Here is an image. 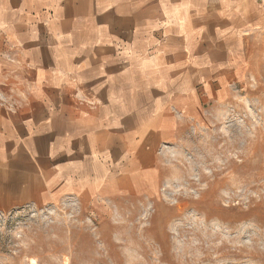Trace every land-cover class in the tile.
Instances as JSON below:
<instances>
[{
    "label": "crops",
    "instance_id": "0c3cea01",
    "mask_svg": "<svg viewBox=\"0 0 264 264\" xmlns=\"http://www.w3.org/2000/svg\"><path fill=\"white\" fill-rule=\"evenodd\" d=\"M263 21L257 0H0L4 196L154 192L161 148L225 98Z\"/></svg>",
    "mask_w": 264,
    "mask_h": 264
},
{
    "label": "rangeland",
    "instance_id": "374dc122",
    "mask_svg": "<svg viewBox=\"0 0 264 264\" xmlns=\"http://www.w3.org/2000/svg\"><path fill=\"white\" fill-rule=\"evenodd\" d=\"M236 73L161 148L154 192L48 202L0 179V264H264V21Z\"/></svg>",
    "mask_w": 264,
    "mask_h": 264
},
{
    "label": "built area",
    "instance_id": "2783aa9c",
    "mask_svg": "<svg viewBox=\"0 0 264 264\" xmlns=\"http://www.w3.org/2000/svg\"><path fill=\"white\" fill-rule=\"evenodd\" d=\"M257 2L259 3L261 9H262L263 12H264V0H257Z\"/></svg>",
    "mask_w": 264,
    "mask_h": 264
}]
</instances>
